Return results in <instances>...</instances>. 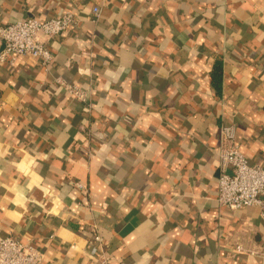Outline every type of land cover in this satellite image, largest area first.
Instances as JSON below:
<instances>
[{"label": "crops", "instance_id": "1", "mask_svg": "<svg viewBox=\"0 0 264 264\" xmlns=\"http://www.w3.org/2000/svg\"><path fill=\"white\" fill-rule=\"evenodd\" d=\"M65 12L47 71L0 64L1 234L46 264H100L91 228L109 264H263L261 210L218 205L215 151L230 122L264 168V0H0V26Z\"/></svg>", "mask_w": 264, "mask_h": 264}, {"label": "built area", "instance_id": "2", "mask_svg": "<svg viewBox=\"0 0 264 264\" xmlns=\"http://www.w3.org/2000/svg\"><path fill=\"white\" fill-rule=\"evenodd\" d=\"M100 13L99 6L92 10V20ZM77 18L71 12L59 16L39 20L28 17L15 20L0 26V64L8 68L15 65L19 58L37 59L47 71L53 60V54L47 42L77 26ZM55 83L75 100L87 103L90 94L88 84L68 82L62 77L55 78ZM219 171L217 177L216 201L219 206L228 210L245 207L258 208L264 219V168L252 164L240 151L235 142V126L223 123L219 126V146L215 151ZM90 249L88 255L96 258L100 264H109L103 255L104 248L99 235L91 228ZM241 251L240 246H236ZM101 252V254H98ZM249 255H260L264 259V247L261 251L248 250ZM0 264H46L42 252L29 243H23L12 236L0 232ZM264 264V262H263Z\"/></svg>", "mask_w": 264, "mask_h": 264}, {"label": "trees", "instance_id": "3", "mask_svg": "<svg viewBox=\"0 0 264 264\" xmlns=\"http://www.w3.org/2000/svg\"><path fill=\"white\" fill-rule=\"evenodd\" d=\"M212 80L214 87H216V90L218 92L220 87V84L218 83L221 81V64L219 62H216L213 67Z\"/></svg>", "mask_w": 264, "mask_h": 264}]
</instances>
